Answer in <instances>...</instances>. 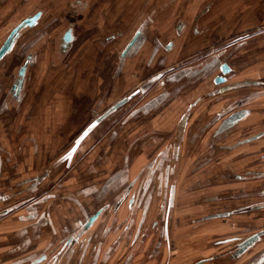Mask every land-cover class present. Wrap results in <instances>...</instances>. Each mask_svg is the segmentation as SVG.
Returning <instances> with one entry per match:
<instances>
[{
    "label": "crops",
    "instance_id": "1",
    "mask_svg": "<svg viewBox=\"0 0 264 264\" xmlns=\"http://www.w3.org/2000/svg\"><path fill=\"white\" fill-rule=\"evenodd\" d=\"M17 1L19 0L8 1L11 3L10 10L17 6L18 11L21 8L28 12H32V9L35 11L9 30L3 44L17 26L40 13L36 23L22 28L19 35L26 28L38 26L47 16V12L52 10V6H55L53 8L55 16H58V19L54 20L56 23L54 29L62 31L67 26V12L70 6L66 4V0L62 2L59 0L58 3L56 0H41L37 9L33 8L36 4L32 5V0H21V5ZM81 1L83 4L87 3L86 0ZM216 1L212 2L215 4ZM210 2L209 0L208 4ZM132 4L134 5L135 2ZM42 8L46 9L45 12ZM165 16V14L158 16L156 21L158 28L168 29L170 22L166 21ZM122 17L123 21L129 24L131 18L129 12L127 11ZM206 17L212 16L207 14ZM159 21L162 22L161 25ZM87 24L85 22L78 24L77 33L87 35L89 28ZM136 30V28L130 29L128 34L134 35ZM209 33H212L211 30ZM194 39L198 38L188 36L183 44V38H178L175 50L170 53L164 48L156 49L148 38L145 43L147 58L143 62V59L138 57L139 53L133 54L140 47L137 38L134 37L119 59L113 56L106 59L95 52L86 55L80 63L76 60L72 64H76V73H70L68 70L71 67L67 65L66 68L64 61L46 57L45 64L47 61V65L54 64L56 72L53 75L45 74L43 81L44 85H48L52 80L58 82L59 95L56 101L59 100L57 106L60 108L59 113L77 114L81 121L84 118V122L79 125V128L82 127L80 132L69 133V143L66 146H62L59 141L63 133L67 135L68 130L72 131V124L66 123L64 126L61 124V132L58 138H55L58 143L52 148H47L48 136L44 134L45 136L41 138L36 132L42 124L41 119L34 117L33 121L28 123L32 107L26 106L30 96L25 89L30 76L24 79L22 88L16 86V80L9 88H5L6 79H2L5 76L0 73V152L8 154L7 157L3 154L0 157V208L12 201H19L27 194L34 199L27 205L16 207L19 209L0 217L1 252L7 250L27 252L28 255L23 260L27 264H32L36 258L43 257L45 260L46 255L55 250L58 252L67 250L71 253L70 261L75 259L79 261L81 257L88 255L86 254L88 250L98 256L103 250V242L97 241L100 238L108 237L112 244L108 249L116 248L119 251L123 246L122 242L127 239L137 246L138 239L147 238L152 230L147 226L145 232L148 233H144L146 225L155 228L160 223L164 225L166 233L169 231L168 224L178 190V185L170 181V176L177 171L179 165L177 161L182 164L181 157H210L208 152H211L212 156V153L215 154L220 149L233 151L236 145L244 140L238 142L235 131L248 119L249 114L224 128L223 132H217L222 129V123L230 115L239 110H247L245 104H242L245 100L248 103L247 94L241 96L244 98L242 101L236 96L231 100L223 97L221 102L219 101L221 95L224 96L226 92L231 91H223L226 87L245 81H240L235 76V79L232 77L222 85L214 84V78L221 73L219 67L214 68L212 73L204 78L184 76L185 70L203 62L200 60L174 68L165 77H158L153 86L142 93V102L132 106L126 103L117 106L118 108H112V105L127 96L130 90L141 85L149 74L160 68L157 65L158 61L152 60L155 53L160 59L164 58L171 63L179 50L187 48L193 50L195 46L200 49L205 44L207 46V43L203 44L201 40ZM133 41L134 45L128 49ZM15 43L12 44L10 51ZM46 48L49 49L48 46ZM8 53L0 59V62L8 56ZM214 55L216 53L203 60L207 61ZM24 60L25 58L17 74ZM33 63H37V58L34 60L32 58L30 65ZM14 86L20 92L19 90L18 92L15 90V93L11 92ZM11 94L19 97L12 99ZM46 99L42 103L46 104L49 98ZM72 99L71 104L68 103ZM208 103L212 105L208 106ZM41 107L42 105L38 108L39 114L43 112ZM18 108L26 111L27 119L23 118V121L17 124L8 123L7 125H13L5 127V118L2 115L7 111L13 113ZM36 110L35 107L34 114ZM93 123L96 127L81 140L83 133ZM159 123L164 124L162 127L164 129L160 131L170 132V142L154 156L156 158L143 157L142 152L139 151L143 145L141 141L151 142L153 139L158 141V134H151L159 128L156 127ZM32 132L35 134L33 144H31ZM140 137L145 138L139 140ZM248 138L251 137L246 139ZM217 139H222L221 141L226 139L222 142L225 145L215 144ZM78 140L79 146H77ZM234 140L237 141L235 145ZM73 148H76V151L71 159H65ZM174 162L177 166L172 169ZM191 164L188 162L183 166L191 168ZM172 186H174V198L171 200ZM84 201L93 213L99 210L102 213L90 229L80 234L83 223L88 218L86 208L83 207ZM217 214L222 213L210 214L204 218H211L210 216ZM44 240L50 241L48 245H43ZM108 252L109 250L105 253ZM41 262H33V264H41Z\"/></svg>",
    "mask_w": 264,
    "mask_h": 264
},
{
    "label": "rangeland",
    "instance_id": "2",
    "mask_svg": "<svg viewBox=\"0 0 264 264\" xmlns=\"http://www.w3.org/2000/svg\"><path fill=\"white\" fill-rule=\"evenodd\" d=\"M8 1L0 0V46L5 41L11 28L35 11V9H32V12H28L22 8L18 11L16 10L17 6L10 10L11 3ZM39 1L41 0L31 1L32 5L36 4L33 8L37 9L39 7ZM163 1L165 0L160 2ZM203 1L179 0L173 6V9L174 11L198 10L200 3L202 5L200 10H203L207 5L213 3V0H210L211 2L204 6ZM205 1L208 3L209 0ZM17 2L19 5L22 4L21 0ZM117 2L115 1V4H113L115 9L119 7ZM102 4V1H95L91 14L85 20L88 23L87 26L98 25V28L91 30L88 35L78 32L79 39L76 41V45L82 42L85 36L94 39V37L100 35L98 32L100 27H106L108 30L114 29L109 25V21L116 28L125 23L123 18L117 20L112 16H110L111 19L108 18L107 20L106 12L105 16L102 12ZM214 6L213 16L207 18L210 21L212 20L208 25L212 32L210 33L211 37L206 38L208 44L213 41L215 36L228 39L235 32L236 27L241 31L240 34H234L241 36L242 29L244 31L247 27L264 26V0H217ZM57 19L58 16H55V10L52 8L38 26L26 28L22 32L8 56L3 60L4 62H0V73L5 76L2 79H6L4 86L9 88L16 80L19 66L26 57L29 48L35 44L36 40L47 34L46 32H50L48 33L50 37L46 45L49 49L45 46L34 55V58H37V63L31 65L28 72L30 78L25 89L30 96L26 106L32 107L28 123H31L34 117L41 119L42 124L36 132L40 134V136L37 135L38 137L43 138L44 134L48 136L47 148H52L58 143L55 138L61 132V124L63 126L66 123L73 125L72 131L68 130L67 135L63 133L62 139L59 141L62 146H66L69 143V133H79L82 128H79V125L84 122V118L81 121L77 114L59 113L60 108L57 107L59 100L56 101L59 95L57 92L59 90L58 82L52 80L48 85H44V75H53L56 72L54 64L47 65L48 61L45 64V59L46 57H55L56 38L53 37L58 31L54 29L56 25L54 20ZM161 23L159 21L160 25ZM132 35L133 33L125 35L122 40L128 41ZM168 38L170 36H167L164 42ZM195 47L193 50H179L175 57L177 55V59L180 58V60L188 58L201 50L197 46ZM222 51H232V57L228 61L235 69L232 76L234 79L237 76L240 81H260L264 83V29L246 35L243 39H238L230 47L220 51L217 50V52H214V50L210 52L217 54ZM108 58L110 57L108 56ZM202 61L204 60L202 59ZM65 62L64 66L67 68V61ZM70 67L68 71L76 73V64L70 65ZM245 94L249 95V101L246 103L245 100L242 104H245V108L250 113L248 119L237 127L235 131L237 135L235 136L238 142L257 134H260V136L252 142L236 146L233 151L220 149L215 154L212 153L213 157L211 152H208L210 157H181L182 164L178 161V166L176 162L173 163L174 167L172 169L177 166V171L170 176V181L178 185V190L175 207L171 211L170 224H168L169 234L164 231L165 227L160 223L155 228L146 225L144 233H148V231L145 232L147 226L152 231L147 238L138 239L137 246H135V243L131 244L127 239L124 243L122 242L123 246L119 251L116 248L108 249L109 245L112 244L108 237L107 239L104 237L97 240L103 242L104 250H101L98 256L93 251L88 250L86 252L88 255H85L84 258L81 257L79 261L76 259L70 261V251L66 250L65 252L64 250L59 254L58 250H55L46 255L47 258L41 264H261L264 261V234L244 253L236 257L234 255L239 244L264 230V87L250 85L239 87L226 92L224 96L221 95L219 101L223 97L231 100L233 96L239 97V101H242L244 98L241 96ZM37 95L41 97H36ZM46 97L49 100L46 104L42 103ZM245 99L247 98L245 97ZM72 101L73 99L68 103L71 104ZM41 105L43 112L39 114L38 108ZM210 105L212 104L208 103V106ZM35 107L37 110L34 114ZM45 110L47 112H44ZM2 117L5 118V127L8 128L13 125H7L8 123L15 122L17 124V122L23 121V118L27 119V113L25 110L18 108L13 113L5 112ZM163 125V123L156 125L159 128L151 134H158V141L154 139L151 142L149 140L141 141L143 145L139 151L142 152L143 157H154L161 149L166 148L170 142V132L168 133L167 130L160 131V129H164L162 128ZM33 137H35L34 133L32 134L31 144L34 143L33 139L35 138ZM144 138L140 137L139 140ZM221 140L217 139L214 143L219 145L226 141V139ZM236 142L234 140L233 144L235 145ZM220 154L221 157H219ZM188 162L192 163L191 168L183 166ZM237 176L240 178H237ZM83 207L86 208V213L92 212L85 201ZM216 213H228V215L226 217L204 218ZM49 242L44 240L43 245H48ZM2 247L4 246L2 245ZM105 249L109 250L108 254L105 253L108 251H105ZM26 255H28L27 252L23 251H0V264H27L23 260Z\"/></svg>",
    "mask_w": 264,
    "mask_h": 264
},
{
    "label": "flooded vegetation",
    "instance_id": "3",
    "mask_svg": "<svg viewBox=\"0 0 264 264\" xmlns=\"http://www.w3.org/2000/svg\"><path fill=\"white\" fill-rule=\"evenodd\" d=\"M58 1L59 0H56V3H58ZM60 1L62 2L63 0ZM95 1L103 2L102 12L104 16L106 12L107 18L106 17L105 18L107 20L108 18H110V16H112L114 19L120 20V18H123L122 16H124L128 11L131 16L130 22L129 24L123 23V25L118 26V28H116V26L114 27L113 23L109 21V25H111V27H113L114 29L108 30L106 27L104 28L100 27L99 28L100 30L98 31L100 35L94 37V39H92V37L89 38L87 36L84 39V41L79 42L76 45V41H78L79 39V35L77 33V29L79 27L78 24H83L85 22L87 17L90 15V12H92ZM95 1L86 0L87 3L83 4L81 0H66V4L68 3L70 6V10L67 12V20H66L67 26L64 27L62 31L60 30L57 31L53 37L56 38V42H55L56 50L54 52L55 54L54 60L58 59L60 62L67 61V65H72L73 63H75L76 60L80 63L85 58L86 55L95 52L99 53V55L104 56L106 59L108 56L110 58L114 56L119 59V56L121 57L124 50L128 46V43H130V41L134 39V37L137 38V43H139L140 47H138L137 52L135 51L133 52V54L139 53L138 57L139 59L142 58L143 62L146 61L147 58L145 43L148 38H150V40L153 42L156 49L164 48L166 51H170V53H173V51L175 50L177 46L176 44L178 38H183V44L188 36L198 38L199 40H201L203 44H205L207 43L206 38L209 39L208 36H210L209 33L210 27L208 25H210L209 23H211L212 21V20L210 21V19H207L206 15L210 14L211 16H213L212 14L214 13V9H215V6H213L214 2L208 6L207 5L208 3H206L205 0L202 3L204 4V6L207 5V7L202 11H199L200 6L202 7L200 3L198 10L194 9L190 11L187 10L174 11L173 6H175V4L179 0H165L163 2H160L161 0H134V1L133 0H95ZM115 1H118L117 3H119V7L116 9L115 6H113V4H115ZM132 2H135V4L133 5ZM52 7L54 8L55 6ZM44 8H42L43 11L46 10ZM164 14L166 15L165 17L167 18L166 21L170 22L168 29L158 28V26L156 25L158 16L160 15L164 16ZM60 23H62V21ZM150 27L152 29L151 32H150ZM95 28H98V25L92 27L89 26V28L87 29L88 34L91 33V30H94ZM134 28L137 29L136 34H134L131 37V39H129L128 41L122 40V38H125V35L128 34V31ZM262 29H264V26H260L256 28H254V26L247 27V29H244V31L242 29L241 36H237V34H240L241 30L237 29L236 27L235 32H233V34L229 36L228 39L222 38L221 36H217V37L215 36L213 41H211V43L209 44L207 43V46L205 44L204 47L200 48L201 50L194 53L190 57L180 60V58L177 59V55H176V58L172 59L171 63L169 60L167 61L164 58L160 59V57L157 56V53H155V55L152 57V60L158 61L157 65H159L160 68L155 72H153L152 74H149L141 85L130 90L128 92V95L125 96L120 101H118L117 103L124 101L121 105L127 103L128 106H132L134 104L136 105L142 102L141 101L143 99L142 93L148 91V89L151 86H153L155 80L158 77L167 76L168 74H170L172 70H174V68L183 67L198 62L206 58L207 56L214 54L210 52L211 50L217 52V50L220 51L222 49L230 47L233 44H235L238 41V39L240 38L243 39L246 37V35L248 36L249 34L255 33L256 31ZM19 36H20L19 34L16 36L14 43L19 39ZM167 36H170V38H168L167 41L164 42ZM49 37L50 36L48 33L44 34L41 38H39L34 42L35 44H33L29 48V51L27 52V55L23 62L24 64L21 66V69L17 74L18 77L16 78L15 81L16 86H18L19 88L23 87L24 79L26 80L28 76V72L31 68L30 64L32 58L34 60V55H36L38 51L43 49L48 44ZM198 39H194V40H198ZM70 54L71 56H69ZM29 57L31 58V60ZM61 71L63 70L61 69ZM21 76L23 78H21ZM15 90L16 92H18L19 89L15 88L14 86L11 92L15 93ZM10 96L12 99H16L19 97L13 94H11ZM116 104L112 105V108H114ZM2 154L4 155V157L8 156L6 152H0V157H2ZM153 158L156 157H150L149 159H153ZM32 200H34L32 196L30 194H27L26 196L22 197V199H20L19 201L15 200L7 205H4L2 208H0V217L3 215H7V213L9 212L15 211L16 209H19L27 205ZM92 213L93 212H91L90 215L88 214V217L91 216ZM62 252H64V250H62ZM62 252H60L59 250L58 253L60 254ZM37 259L38 258H36V260Z\"/></svg>",
    "mask_w": 264,
    "mask_h": 264
},
{
    "label": "water",
    "instance_id": "4",
    "mask_svg": "<svg viewBox=\"0 0 264 264\" xmlns=\"http://www.w3.org/2000/svg\"><path fill=\"white\" fill-rule=\"evenodd\" d=\"M39 16H40V13L34 15L33 17L26 19L25 21H23L19 26H17L12 31V33L9 35L8 39L6 40V42L3 44V46L0 49V59L10 51L16 36L19 34L20 31H22V28H24L25 26L34 25L36 23L37 19L39 18ZM134 43L135 42L133 41L129 45L128 49L130 47H132L134 45ZM231 55H232V51H230V52L229 51L228 52H225V51L219 52L218 54L212 56L211 58H208L207 61H203L201 64L185 70L184 76L190 75L188 77L197 78V79L204 78L205 76L210 75L214 68L219 67L221 73L214 78V84L222 85V84L226 83L228 81V79L232 78V76L235 73V69L233 70L234 67L231 65V62L228 61L229 59H231V57H232ZM21 78H23V77L21 76ZM22 82H23V80H22ZM249 85L250 86H263L264 87V83H261L258 81H245V82H237L234 85L226 87L223 91L233 90V89H237L239 87H245V86H249ZM123 102L124 101L117 103L114 106V108L121 105ZM249 113L250 112L248 110H245V109L239 110L236 113H233L227 119L224 120V122L221 125L222 129L218 130L217 133L223 132L224 128H227L228 126L235 124L242 117H244L245 115H247ZM259 136H260V134L255 135L251 138H248L246 140L241 141L237 145L252 142L255 139H257ZM237 178H240V177L237 176ZM173 198H174V186H172V189H171L170 199L172 200ZM101 213H102L101 210H99L95 213H92V215L89 216L84 221L83 226H82V231L80 234H82V233L86 232L88 229H90L95 224V222L97 221V219L99 218ZM88 214H91V212H88L87 215ZM227 215H228V213H222V214L212 215L210 217L211 218L226 217ZM263 234H264V230L254 234L253 236L249 237L248 239L243 241L241 244H239L234 256L236 257V256H239L242 253H244L248 248H250L254 243H256L258 241L259 237ZM73 245H75V243ZM43 260H44V258L41 257V258H38L37 260L34 259L33 262H38V261H43ZM33 262H32V264H33ZM261 264H264V261Z\"/></svg>",
    "mask_w": 264,
    "mask_h": 264
},
{
    "label": "snow or ice",
    "instance_id": "5",
    "mask_svg": "<svg viewBox=\"0 0 264 264\" xmlns=\"http://www.w3.org/2000/svg\"><path fill=\"white\" fill-rule=\"evenodd\" d=\"M137 35H139V34H137ZM95 127H96V124H95V123H93L92 125H90L89 129L83 133V135L81 136L80 139H81V140L84 139V137H86V136L88 135V132L91 131V129H92V128H95ZM79 143H80V141L78 140V141H77V146H79ZM75 151H76V148H73V149H72V152H70V153L68 154V156L65 157V159L70 160L71 157H72V154H73Z\"/></svg>",
    "mask_w": 264,
    "mask_h": 264
},
{
    "label": "built area",
    "instance_id": "6",
    "mask_svg": "<svg viewBox=\"0 0 264 264\" xmlns=\"http://www.w3.org/2000/svg\"><path fill=\"white\" fill-rule=\"evenodd\" d=\"M90 215V214H89Z\"/></svg>",
    "mask_w": 264,
    "mask_h": 264
}]
</instances>
